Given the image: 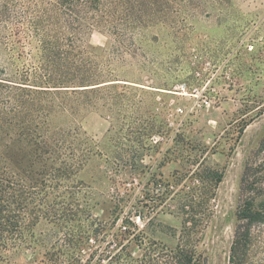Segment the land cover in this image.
Returning <instances> with one entry per match:
<instances>
[{"label":"rangeland","instance_id":"374dc122","mask_svg":"<svg viewBox=\"0 0 264 264\" xmlns=\"http://www.w3.org/2000/svg\"><path fill=\"white\" fill-rule=\"evenodd\" d=\"M123 32L121 40L101 28L84 33L103 78L94 90L68 92L67 110L50 118L52 129L78 131L76 147L88 151L55 193L70 197L76 216L40 220L0 264H93L100 255L107 257L100 264H116L109 258L121 228L131 233L122 241L132 257L124 263L141 258L139 242L153 241L192 251L196 264H216L221 184L202 177L206 169L226 172L264 113V0H158L150 21ZM25 64L0 39V71L12 75ZM232 187V237L243 233V264H261L264 127L240 155ZM249 203L259 220L237 218Z\"/></svg>","mask_w":264,"mask_h":264},{"label":"trees","instance_id":"16d2710c","mask_svg":"<svg viewBox=\"0 0 264 264\" xmlns=\"http://www.w3.org/2000/svg\"><path fill=\"white\" fill-rule=\"evenodd\" d=\"M157 4L158 0H0L1 43L16 48L17 58L26 63L12 75L0 71V262L25 242V232L40 220L69 222L76 216L70 197L64 200L55 193L63 180L83 166L88 151L76 147L78 131L52 129L50 118L56 109L67 110L68 92L94 90L103 78L83 44L84 33L101 28L121 40L127 35L123 30L150 21ZM70 112L75 113L71 108ZM52 155L54 164L47 168L46 158ZM39 163L43 167L34 169ZM202 178L217 188L223 174L206 169ZM154 182L165 186L160 179ZM260 206L264 208V203ZM236 216L255 221L260 217L252 203ZM130 234L127 228L118 230L115 240L120 248L109 260L131 264L123 261L132 257L122 243ZM242 235L236 241L232 237L229 264H243ZM138 247L143 253L134 264H196L194 253L184 247L173 249L153 241L139 242ZM92 257L93 253L87 261ZM104 257L100 255L93 264Z\"/></svg>","mask_w":264,"mask_h":264},{"label":"water","instance_id":"95a60500","mask_svg":"<svg viewBox=\"0 0 264 264\" xmlns=\"http://www.w3.org/2000/svg\"><path fill=\"white\" fill-rule=\"evenodd\" d=\"M264 127V113L254 119L243 133L231 161L221 181V205L218 214V224L221 232L219 234V249L216 252V264H229L230 248L232 243V219H233V182L236 168L239 164L241 154H246L252 146L259 131Z\"/></svg>","mask_w":264,"mask_h":264}]
</instances>
